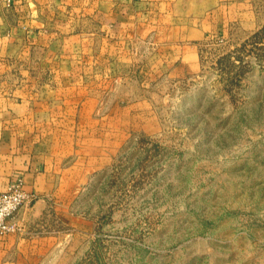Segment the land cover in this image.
I'll list each match as a JSON object with an SVG mask.
<instances>
[{"label": "rangeland", "instance_id": "1", "mask_svg": "<svg viewBox=\"0 0 264 264\" xmlns=\"http://www.w3.org/2000/svg\"><path fill=\"white\" fill-rule=\"evenodd\" d=\"M130 11L105 25L116 36L105 40L98 112L115 149L66 184L88 227L46 264H264V0L228 8L226 31L196 45L164 44ZM92 47L76 57L89 82ZM193 48L195 63L183 62Z\"/></svg>", "mask_w": 264, "mask_h": 264}, {"label": "crops", "instance_id": "2", "mask_svg": "<svg viewBox=\"0 0 264 264\" xmlns=\"http://www.w3.org/2000/svg\"><path fill=\"white\" fill-rule=\"evenodd\" d=\"M248 2L0 0V193L22 179L34 197L13 220L21 231L0 237V264L49 263L65 247L69 232L87 231L88 222L72 212L68 189L103 167L115 149L98 112L105 99V40L116 36L105 25L113 27L115 13L131 10L129 21L142 24L153 37L158 31L164 44L196 45L211 33L225 32L228 8L241 9ZM234 13L230 23L240 17ZM106 16L113 21L106 23ZM89 42L96 55L92 82L86 78L88 63L76 58L85 57ZM191 50L180 55L183 62L195 63L198 55ZM79 72L85 73L79 77ZM50 223L56 225L54 232L37 236Z\"/></svg>", "mask_w": 264, "mask_h": 264}, {"label": "built area", "instance_id": "3", "mask_svg": "<svg viewBox=\"0 0 264 264\" xmlns=\"http://www.w3.org/2000/svg\"><path fill=\"white\" fill-rule=\"evenodd\" d=\"M33 198L25 191L22 179L12 184L9 191L0 193V237L19 231V226L13 220Z\"/></svg>", "mask_w": 264, "mask_h": 264}]
</instances>
